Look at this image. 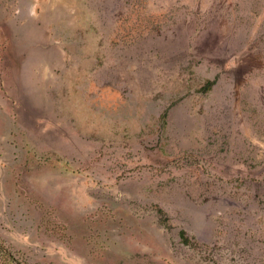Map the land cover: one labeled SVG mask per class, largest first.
<instances>
[{"label":"rangeland","instance_id":"1","mask_svg":"<svg viewBox=\"0 0 264 264\" xmlns=\"http://www.w3.org/2000/svg\"><path fill=\"white\" fill-rule=\"evenodd\" d=\"M0 240L264 264V0H0Z\"/></svg>","mask_w":264,"mask_h":264},{"label":"trees","instance_id":"2","mask_svg":"<svg viewBox=\"0 0 264 264\" xmlns=\"http://www.w3.org/2000/svg\"><path fill=\"white\" fill-rule=\"evenodd\" d=\"M183 235H184V240L185 242H189V238L188 236H185V231H183ZM0 249L6 254V256H8V260H13L15 259L14 256L12 255V252L9 250V248L7 246L4 245L3 241L0 240Z\"/></svg>","mask_w":264,"mask_h":264}]
</instances>
